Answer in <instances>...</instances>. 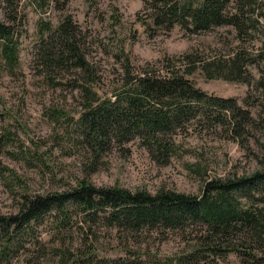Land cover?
Segmentation results:
<instances>
[{
	"label": "trees",
	"instance_id": "trees-1",
	"mask_svg": "<svg viewBox=\"0 0 264 264\" xmlns=\"http://www.w3.org/2000/svg\"><path fill=\"white\" fill-rule=\"evenodd\" d=\"M20 1L0 0V62L10 70L19 60L16 29L22 21ZM40 1L46 4L49 0ZM144 3L147 13L141 21L151 35L176 26L191 33L229 26L236 30L240 40L264 35L261 0H144ZM81 30L72 15H67L57 27L43 22L35 56L49 74L54 70H73L76 76L80 70L87 77L80 83L75 78V87L84 101L72 132L89 155L95 157V163L106 151L136 139L155 160L168 164L179 151L176 134L187 126L204 124L209 129L226 126L236 137L244 134L246 126L254 124L250 111L234 98L208 93L196 86L189 75L201 69L208 78L250 82L249 65L259 62L258 56L264 57L263 49L255 54L238 45L210 61L188 53L185 55L188 64L169 61L164 71L146 68L133 74L127 71L114 95L101 98L84 51L87 41ZM261 162L262 167L248 176L206 181L199 196L172 190L151 195L116 186L97 187L86 179H79L76 185L62 191L25 193L15 213L7 216L0 212V264H13L24 253L22 250L34 249L35 245L39 246L38 252L29 251L27 264L51 255L55 264H198L203 257L201 253L213 260L214 256L230 251L242 256L246 264H264V159ZM47 220L59 241L57 244L42 241L39 228ZM79 222L82 224L77 228ZM96 225L117 228L127 254L112 258L100 255L95 243L88 242L90 236H97ZM192 227L199 229L200 235L196 237V250L189 254L186 251L178 257L160 258L144 249L145 238L152 232L181 234ZM75 231L83 239L76 247L74 242L68 244ZM130 240L136 245H131Z\"/></svg>",
	"mask_w": 264,
	"mask_h": 264
},
{
	"label": "rangeland",
	"instance_id": "rangeland-1",
	"mask_svg": "<svg viewBox=\"0 0 264 264\" xmlns=\"http://www.w3.org/2000/svg\"><path fill=\"white\" fill-rule=\"evenodd\" d=\"M19 11L22 21L16 29L18 63L10 70L0 62V212L3 215L15 213L25 193L62 191L76 185L79 179L97 187L116 186L151 195L172 190L199 196L210 179L248 176L262 167L264 84L260 83L264 82V57L258 56L259 62L249 65L252 77L246 83L208 78L201 69L189 75L196 86L210 94L232 97L250 111L255 122L246 126L243 135L234 137L226 126L209 129L196 124L178 131L179 151L168 164L155 160L136 139L106 151L95 163V157L89 155L72 132L84 101L75 85L85 82L82 79L87 77L80 70L76 76L73 70H54L49 74L37 62L35 49L43 22L57 27L67 15H72L87 41L84 51L95 73V88L105 98L121 87L127 71L131 74L144 68L164 71L169 61L188 64L185 60L188 53L210 61L238 45L258 54L264 51L263 34L240 40L236 30L229 26L199 33L176 26L171 30L159 29L151 35V30L141 21L147 13L144 0H49L46 4L40 0H21ZM45 225L39 228L44 244L59 243L48 220ZM195 228H187L181 234L152 232L145 238L144 249L160 258L178 257L186 251L189 254L196 250V237L200 235ZM96 232L97 236H90L88 242L95 243L100 255L112 258L127 254L117 228L96 225ZM81 236L75 231L68 244L74 242L75 247L81 244ZM128 242L136 245L132 240ZM34 249L22 250L24 253L13 264H27L29 251ZM201 254L198 264H246L234 251L218 254L213 260ZM37 259L34 264H55L52 255Z\"/></svg>",
	"mask_w": 264,
	"mask_h": 264
},
{
	"label": "bare ground",
	"instance_id": "bare-ground-1",
	"mask_svg": "<svg viewBox=\"0 0 264 264\" xmlns=\"http://www.w3.org/2000/svg\"><path fill=\"white\" fill-rule=\"evenodd\" d=\"M18 1V0H17ZM16 47V46H15ZM60 50V49H59ZM62 50V49H61ZM2 52V51H1ZM54 55V54H53ZM206 63V62H205ZM13 64V63H12ZM11 65V64H10ZM90 65V64H89ZM49 72V71H48ZM76 73V72H75ZM63 74V73H62ZM54 75V74H53ZM83 81V80H82ZM100 82V81H99ZM87 83V82H86ZM72 86V85H71ZM74 90V89H73ZM81 138V137H80ZM71 229V228H70Z\"/></svg>",
	"mask_w": 264,
	"mask_h": 264
}]
</instances>
